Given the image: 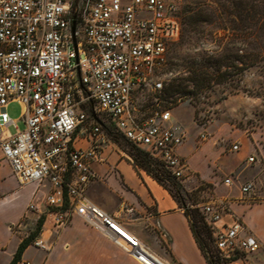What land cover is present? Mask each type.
Returning a JSON list of instances; mask_svg holds the SVG:
<instances>
[{"label": "built area", "instance_id": "built-area-1", "mask_svg": "<svg viewBox=\"0 0 264 264\" xmlns=\"http://www.w3.org/2000/svg\"><path fill=\"white\" fill-rule=\"evenodd\" d=\"M180 1L0 0V148L15 177L22 185L50 183L44 205L55 209L56 224L76 213L145 261L150 257L141 240L87 196L97 178L90 161L98 156L109 123L132 144L144 146L173 178L180 181L188 169L176 151L183 135L170 125L171 109L140 113L135 107L141 92H159L169 80V45L181 35ZM12 101L23 105V130L7 111ZM76 132L91 138L92 146L76 147ZM224 181L230 185L234 178ZM239 186L252 193L257 182ZM200 208L223 264H255L251 255L263 243L245 235L247 227L237 218L221 223L225 203ZM29 209L39 211V205L30 203ZM34 245L50 249L43 234Z\"/></svg>", "mask_w": 264, "mask_h": 264}, {"label": "crops", "instance_id": "crops-1", "mask_svg": "<svg viewBox=\"0 0 264 264\" xmlns=\"http://www.w3.org/2000/svg\"><path fill=\"white\" fill-rule=\"evenodd\" d=\"M170 125L183 135L176 151L187 162L188 169L180 182L186 186L211 184L214 190L225 188L222 190L224 195L205 203L223 201L225 210L221 223L237 218L247 227L245 235L254 234L261 240L263 247L250 259L255 264H264V182L240 164L245 161L248 166L256 160L250 162L248 157L252 155L236 152L232 146L228 153L213 141H205L204 133L198 135L202 139L200 145L190 146L186 142L189 133L176 121L173 113ZM101 141L98 156L90 161L98 177L88 185L87 196L114 215L129 232L149 241L155 239L156 247L164 250L167 261L172 264H208L177 198L144 168L114 149L112 144H116L111 139L107 143L105 134ZM92 143L91 138L75 133L76 147L88 148ZM137 147L145 149L144 146ZM234 153L237 157L231 155ZM228 176L234 178L230 185L224 181ZM249 180H255L257 187L252 193L244 194L239 184ZM49 189L47 180L40 185L20 184L0 148V264H11L22 242V238L11 229V224L23 217L34 220L44 214L46 206L41 199L43 195L46 197ZM30 203L38 204L39 211L30 210ZM49 217L50 214L45 221L47 228L43 235L50 236L51 227H55L58 233L51 252L46 253L36 247L39 252L29 257L27 253L32 247L27 246L21 255L34 264H140L124 247L88 224L80 215L72 213L63 225L56 224Z\"/></svg>", "mask_w": 264, "mask_h": 264}, {"label": "rangeland", "instance_id": "rangeland-1", "mask_svg": "<svg viewBox=\"0 0 264 264\" xmlns=\"http://www.w3.org/2000/svg\"><path fill=\"white\" fill-rule=\"evenodd\" d=\"M202 3H205L202 5L205 12H208V7L214 12L213 19L202 22L196 31H189V24H186L183 38L171 50L168 82L176 90L167 96L166 81L162 92H141L135 107L140 113L157 107L171 109L176 121L189 133L186 142L190 146L201 144L202 139L198 136L201 133L205 134V141H213L228 153L232 144H238L236 152L253 155L256 160L248 166L245 161L240 164L247 167L246 171L260 176L264 182V0L226 1L228 6L225 8L210 0ZM187 4L193 6L195 0H187ZM239 5L243 6V12H240ZM194 69L205 71L204 81L191 78ZM7 111L13 120H17L19 129L23 130V105L12 101ZM10 131L15 132V128L11 126ZM104 134L107 143L111 139L116 144H112L114 149L132 159L130 153L133 146L109 123L105 124ZM231 155L237 157V153ZM175 182L170 188L183 203L184 211L196 208L201 213L203 203L224 195L222 190L225 188L214 190L211 184L193 183L186 186L179 180ZM45 199L43 195V204ZM54 210L46 208L44 214L34 220L23 217L11 224L13 232L22 241L27 240L28 246L32 247L27 256L34 257L36 251L39 252L34 241L47 228L45 221L48 214L50 219L53 218L51 213ZM51 231L50 236L46 235L50 243V249L44 251L46 253L51 252L58 235L55 227H51ZM134 235L162 262L172 264L167 261L164 250L156 247L155 239L149 241ZM134 258L140 264L149 263L148 260L146 263ZM18 261L34 264L31 259L22 256L14 258L11 264Z\"/></svg>", "mask_w": 264, "mask_h": 264}, {"label": "trees", "instance_id": "trees-1", "mask_svg": "<svg viewBox=\"0 0 264 264\" xmlns=\"http://www.w3.org/2000/svg\"><path fill=\"white\" fill-rule=\"evenodd\" d=\"M210 1H214L218 5H221V7L225 8L228 6L226 1L229 2L232 0H210ZM202 2H205V0H195V5L193 6L192 5L189 6L187 4V0H181L179 2L177 14L180 18V23H181V35L177 41L171 42L169 45L168 68H170V64H171L170 55H171L172 47L176 45L183 38V34L187 30L185 25L189 24V28H188L189 31H193V30L196 31L202 22L211 21L213 19L214 12L210 10L209 7H208V12H205L202 6L205 3H202ZM238 8L240 12H243L242 5H239ZM204 73L205 71L194 69V72L191 78L199 82L204 81L205 80ZM169 82H167V96L172 95V92L176 90L175 88L173 89L171 88L172 85H169L170 84ZM164 89L165 87H163V89L160 90L159 92H162ZM130 144L133 146L132 148L133 151L130 154L132 156V159L135 165L144 168L149 174H151L163 186H165L175 198H177L176 194L170 188V186L172 185L174 186V184L176 183L175 181L177 179L173 178L169 174V172L165 169L164 165L162 164L160 160L151 156L147 151L133 145L132 143ZM151 165H154L155 167H151ZM177 200L182 206L183 203L181 202V200L179 199ZM185 213L189 219V222L193 230V233L195 235L196 241L202 253L205 256L207 263L208 264H223L222 260L220 259V257L218 256L216 252V248L213 242L212 229L210 225L207 223L204 214L202 212L200 213L199 209H196V208L191 209V210H186ZM41 226H42V221L39 224V229L41 228ZM27 246H28V241L24 239L20 243L14 258L15 259L19 258Z\"/></svg>", "mask_w": 264, "mask_h": 264}, {"label": "bare ground", "instance_id": "bare-ground-1", "mask_svg": "<svg viewBox=\"0 0 264 264\" xmlns=\"http://www.w3.org/2000/svg\"><path fill=\"white\" fill-rule=\"evenodd\" d=\"M123 227V226H122ZM95 228H97V227H95ZM124 229L126 230V231H128L127 230V228H125L124 227ZM99 230V229H98ZM99 231H101V230H99ZM102 233H104L105 235H107L109 238H111L108 234H106L105 232H103V231H101ZM129 232V231H128ZM130 233V232H129ZM143 244V243H142ZM120 246H122V247H124L128 252H129V250L127 249L128 248V246L125 244V243H123L122 242V245H120ZM142 248L144 249V251L146 252V254L150 257V260H148V262H146L145 260H143L144 262H146V263H148V264H157L158 262H161V260L157 257V256H153V255H151L150 253H149V249L148 248H146L144 245H142ZM151 252V251H150ZM147 260V259H146Z\"/></svg>", "mask_w": 264, "mask_h": 264}, {"label": "water", "instance_id": "water-1", "mask_svg": "<svg viewBox=\"0 0 264 264\" xmlns=\"http://www.w3.org/2000/svg\"><path fill=\"white\" fill-rule=\"evenodd\" d=\"M74 32H75V26L73 25V26H72V33H73L74 43H75V45H76V40H75V37H74Z\"/></svg>", "mask_w": 264, "mask_h": 264}]
</instances>
